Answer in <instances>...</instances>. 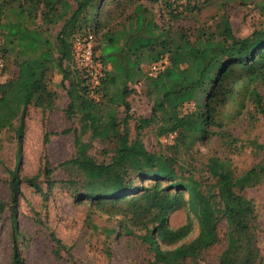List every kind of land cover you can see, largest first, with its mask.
I'll use <instances>...</instances> for the list:
<instances>
[{
	"label": "trees",
	"instance_id": "16d2710c",
	"mask_svg": "<svg viewBox=\"0 0 264 264\" xmlns=\"http://www.w3.org/2000/svg\"><path fill=\"white\" fill-rule=\"evenodd\" d=\"M103 1L0 0V56L4 62L0 74V133L11 131L14 141V163L5 168L7 196L0 198V221L7 214L8 264H24L19 248L22 233L17 223L21 182L38 192L42 200L55 183L71 188L76 199L87 198L90 212L95 207L116 220L112 228H104L105 235L115 232L138 239L149 255L145 264L196 262L216 243L220 220L225 223V245L217 255V264H260L257 217L252 201L244 192L264 183V162L236 173L226 157L208 156L202 166L205 176L201 177L200 189L195 182L182 177L162 185L160 181L165 175L131 171L132 177L152 182L135 185L128 175L123 184L104 196L85 194L80 180L94 169L109 170L113 159L99 164L81 153L53 166L43 155L34 174L20 177L25 111L28 106L41 110L52 108L56 96L50 88L54 73L59 74L58 85L64 87L68 99L65 112L79 115L87 126L89 139L121 143L127 141L130 119L126 97L133 89L127 85L143 79L145 94L154 96L149 115L138 117L134 128L139 131L152 125L155 135L163 139L172 133L167 146L171 154L160 156L173 166H180L178 148L186 151L196 140L215 132L214 128L237 118L252 94H255L256 111L264 118L261 96L257 94L264 91V22L238 37L233 34L225 11L211 21L212 29L210 25L192 27L188 22L190 16L198 14L213 0H127L137 2L114 28L115 25L105 23L108 11L101 14ZM111 1L116 7L124 8L120 0ZM157 1L155 18L152 5ZM230 1L235 0L221 1L222 7ZM238 1L251 2L264 16V0ZM55 24L59 25L58 30L50 38L46 30ZM88 33L92 41L98 36V42L92 43V50H98L93 59L100 65L96 83L88 69L77 65L72 51L73 40ZM163 58L166 64L154 76L148 75L146 69L142 73L141 63L148 66ZM8 63L15 68L10 76L6 75ZM189 103L193 109L184 111ZM119 106L121 117L117 115ZM42 142H48L46 132ZM234 142L235 139H230L227 144ZM250 144L264 152V144L255 141ZM125 151H119V158ZM144 154L150 164L152 154L145 151ZM56 169L62 178H52ZM200 200L205 204V221L199 234L170 248L162 247L183 239L191 229L189 221L169 226V213L190 208ZM34 215L35 222L45 227L38 215ZM45 228L52 243V257L59 259L61 252L69 255L68 248L54 232ZM203 236L211 239L200 244Z\"/></svg>",
	"mask_w": 264,
	"mask_h": 264
},
{
	"label": "rangeland",
	"instance_id": "374dc122",
	"mask_svg": "<svg viewBox=\"0 0 264 264\" xmlns=\"http://www.w3.org/2000/svg\"><path fill=\"white\" fill-rule=\"evenodd\" d=\"M221 1L223 0L211 1L198 14L190 16L188 22L193 25L192 27L210 25L212 29L211 21L225 11L231 30L238 37L247 35L253 28L264 22V16L251 2L240 3L235 0L222 7ZM134 3L120 0V4L124 7L121 9L116 7L113 1L104 0L101 5V14L108 11L104 18L106 25L118 27L116 23L131 12ZM158 3L159 1L152 5L155 18H157ZM121 11H123L122 16H120ZM58 26L55 24L46 30L50 38H53ZM97 42L98 36L92 43L94 45ZM92 52L93 55H98L97 49ZM146 67L147 63L140 64L142 73ZM14 71L12 63H8L6 75L10 76ZM59 77L57 73L52 76L50 88L56 94L52 108L41 110L28 106L25 111L19 165L20 177L34 174L41 165L43 155L53 166L81 153L88 154L93 162L99 164L113 159L114 162L109 170L94 169L85 177L82 176L80 180L85 194L104 196L107 191L114 190L123 184L128 175H131V183L140 184L142 181L132 177L131 171L144 170L165 175L166 177L160 181L162 185L182 177L187 181L195 182L200 189L201 177L205 176L202 166L208 156L226 157L236 173L244 171L257 162H264V152L253 148L250 144L251 141L264 144V118L254 106L255 94L249 97L245 108L237 118L221 128H214L215 132L210 133L206 138L196 140L188 146L186 151L178 148V157L181 158L178 167V165H169L160 156V154H171L167 148L171 141L156 136L152 125L143 127L139 131L134 128L138 117L149 115L154 96V94L150 96L145 94L143 79L127 85L133 90L126 97L130 113L127 124L128 138L126 142L121 143L118 140L89 139L87 126L79 115L76 113L68 115L65 112L68 99L64 87L58 85ZM93 81L96 83L97 77ZM257 94L261 96L264 110V91H258ZM117 109V115L121 117L122 107L119 106ZM191 109L193 104L189 103L183 110ZM44 132L47 133L48 142L43 144ZM11 135L12 132L9 130L0 133V198L7 196L5 168H10L14 163V141ZM230 139H235L234 144H227ZM122 149L126 151L119 158V151ZM144 151L152 154L153 160L150 164L146 160ZM51 176L53 179L62 178L59 169L54 170ZM151 182L147 179L141 184L147 185ZM40 184L45 189L44 182L41 181ZM20 191L17 223L18 230L22 233L19 248L24 264H145L149 255L139 244L138 239L117 235L115 232L105 235L104 228H112L116 223L115 218H109L95 207L90 212L91 204L88 199L74 198L71 188L55 183L48 190L45 200H42L40 194L24 182L20 183ZM244 193L254 206L258 226L256 244L261 259L260 264H264V183L247 188ZM183 194L186 196L185 191ZM204 207V201L200 200L194 202L190 208H178L170 212L169 226L176 227L189 221L191 229L183 239L173 245L162 247L170 248L195 238L205 221ZM34 213L68 248L69 255L61 252L59 259L52 257L50 254L52 243L47 237V229L35 222ZM6 215L4 213L0 221V264H8L9 237ZM92 225L95 228H92ZM217 225L216 243L205 250L196 262L184 264H217V255L225 245L226 230L223 220H220ZM209 237L203 236L200 244L209 241L211 239Z\"/></svg>",
	"mask_w": 264,
	"mask_h": 264
},
{
	"label": "built area",
	"instance_id": "2783aa9c",
	"mask_svg": "<svg viewBox=\"0 0 264 264\" xmlns=\"http://www.w3.org/2000/svg\"><path fill=\"white\" fill-rule=\"evenodd\" d=\"M1 44V38H0ZM72 51L74 55V59L79 67H84L88 69L90 75L93 77H97L100 74V65L94 61L93 52H92V35L90 33L85 36L76 37L72 42ZM166 64L165 58H163L160 62H153L146 67V71L148 75L154 76L155 73L161 69ZM4 67L3 58L0 56V74ZM173 138V134H169L167 139L171 141Z\"/></svg>",
	"mask_w": 264,
	"mask_h": 264
},
{
	"label": "crops",
	"instance_id": "0c3cea01",
	"mask_svg": "<svg viewBox=\"0 0 264 264\" xmlns=\"http://www.w3.org/2000/svg\"><path fill=\"white\" fill-rule=\"evenodd\" d=\"M70 4H71V2L70 1H68Z\"/></svg>",
	"mask_w": 264,
	"mask_h": 264
}]
</instances>
